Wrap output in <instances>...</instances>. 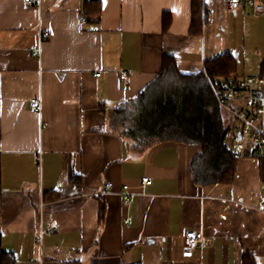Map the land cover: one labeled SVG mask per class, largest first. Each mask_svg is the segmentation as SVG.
Masks as SVG:
<instances>
[{
	"label": "crops",
	"instance_id": "obj_1",
	"mask_svg": "<svg viewBox=\"0 0 264 264\" xmlns=\"http://www.w3.org/2000/svg\"><path fill=\"white\" fill-rule=\"evenodd\" d=\"M90 1L0 0V252L12 264H242L244 254L264 264L260 162L238 158L231 183H197L201 147L136 155L111 124L156 81L165 54L182 75L226 52L238 76L260 75L264 12L229 11L228 0H99L100 20L88 22ZM41 32L50 38L37 59ZM50 222L58 229L40 239ZM190 231L206 243L184 258Z\"/></svg>",
	"mask_w": 264,
	"mask_h": 264
},
{
	"label": "trees",
	"instance_id": "obj_2",
	"mask_svg": "<svg viewBox=\"0 0 264 264\" xmlns=\"http://www.w3.org/2000/svg\"><path fill=\"white\" fill-rule=\"evenodd\" d=\"M85 10L86 21L98 22L99 0H91ZM201 10L195 7L191 27L193 34L202 28ZM264 76V62L261 74ZM237 75V61L226 52L205 63L204 71L196 75L177 72L173 56L164 55L163 68L156 79L136 99L111 114L115 133L129 141L131 152L142 155L165 143H182L201 147L202 153L193 162L197 183L214 185L231 183L238 157L224 145L226 117L213 95L210 82ZM264 179V159L260 161ZM75 177L71 181H76ZM105 213L102 203L100 216ZM12 256L0 252V264H12ZM242 264H257L250 254H244Z\"/></svg>",
	"mask_w": 264,
	"mask_h": 264
},
{
	"label": "built area",
	"instance_id": "obj_3",
	"mask_svg": "<svg viewBox=\"0 0 264 264\" xmlns=\"http://www.w3.org/2000/svg\"><path fill=\"white\" fill-rule=\"evenodd\" d=\"M26 6L41 7L42 0H24ZM248 7L256 13L264 12V0H228L229 11H236ZM48 33L39 36V42L33 46L31 54L34 58L41 59L42 47L49 40ZM127 74L121 75V80L126 81ZM215 100L226 117L227 130L223 143L235 157L257 160L264 159V76L248 75L235 76L226 79H217L210 82ZM31 107L36 113H41V98L31 100ZM145 186L151 185L148 179L143 180ZM111 189L110 184L105 185V190ZM125 186L123 190H127ZM259 210H264V191L260 197ZM58 226L50 222L48 228L42 223L39 225L38 235L42 239L51 234ZM206 243L202 231L187 232L183 239L182 256L191 258L194 252Z\"/></svg>",
	"mask_w": 264,
	"mask_h": 264
}]
</instances>
